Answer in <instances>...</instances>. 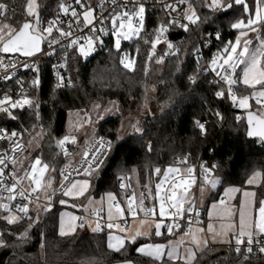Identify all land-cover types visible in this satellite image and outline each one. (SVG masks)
I'll return each mask as SVG.
<instances>
[{
	"label": "trees",
	"instance_id": "obj_1",
	"mask_svg": "<svg viewBox=\"0 0 264 264\" xmlns=\"http://www.w3.org/2000/svg\"><path fill=\"white\" fill-rule=\"evenodd\" d=\"M5 2L14 11L9 12L10 19L3 23L18 29L29 20L25 7L27 0ZM37 2L42 24L54 16L60 5V0ZM247 2L253 5V0ZM193 3L203 22L191 25L188 31L178 26L170 27L165 39L176 48L169 50L167 45L160 44L162 50L159 51L158 47L151 60V44L145 41L154 40L153 33L166 21L164 12L159 8L147 11L140 35L129 42H122L119 51L109 41L86 60L72 62L71 87L54 88L48 59H39L40 85L30 94L38 108L14 111L18 118L8 120V126L21 130L22 139L36 127L41 129L40 145L31 159L38 157L45 164L54 166L57 184L60 181L59 171L66 165L58 141L65 134L68 111L87 109L93 103L104 105L109 101L116 102L119 110L125 111L132 99L140 100L147 90L155 86V90H150L155 94L152 97L155 111L140 121L142 133L135 132L119 138L116 130L120 113L99 122L96 135L112 141L113 148L102 170L92 175L95 182L91 193L98 195L110 190L118 196L124 190L139 191L151 186L154 166L164 169L183 164L180 161L185 156L188 161L184 165H191L202 156L215 162L213 176L219 178L218 189L225 184L243 187L247 176L254 170H260L262 179L257 195L264 196V144L258 139L246 137L245 111L227 98L215 96L222 86L213 81L209 71H203L200 55L205 52L210 58L212 50L220 49L225 42L235 39L237 32L230 25L245 18L243 8L234 6L227 12H214L204 6V0H193ZM217 32L220 33L219 40L212 37ZM260 35L264 36V29ZM122 52L135 56L133 69L121 65ZM169 52L171 54L166 55ZM161 57L162 62H157ZM193 75L197 76L195 84L189 82V77ZM233 90L239 97L252 93V89L239 82ZM250 102L256 105L254 100ZM207 111L211 112V116H205ZM215 111L221 113L222 120L217 119ZM238 115L240 120L236 119ZM203 120H206L207 135H201L195 123ZM122 182L125 188L120 187ZM59 194L54 195L51 210L32 215L28 220L8 224L0 214V229L7 243V247H0V264H114L127 260L134 264H154L153 260L138 255L135 249L140 243L163 240L164 234L138 238L135 243L127 242L119 252L107 248L106 230L77 231L61 236L58 232L59 209L56 206ZM212 198L211 195L208 201ZM37 217L38 222L33 224ZM24 232L26 237L20 239V234ZM208 251L199 252L193 264H216L220 259H224L225 264H237L235 253L230 250Z\"/></svg>",
	"mask_w": 264,
	"mask_h": 264
},
{
	"label": "snow or ice",
	"instance_id": "obj_2",
	"mask_svg": "<svg viewBox=\"0 0 264 264\" xmlns=\"http://www.w3.org/2000/svg\"><path fill=\"white\" fill-rule=\"evenodd\" d=\"M131 3V8L128 4ZM162 5V10L166 13L167 19L162 22L159 27L155 30L153 35L154 40L145 41L151 44L152 52L149 54V59L155 55V49L157 45L161 42V37L169 31L172 26H178L184 31H188L190 25H197L202 21L201 16L197 14V9L194 7L193 0H175L174 3L168 4L164 0H159ZM76 4L82 9L81 12H77L75 8L70 9L69 7L60 5V10L67 15L71 11L72 17L74 19L68 24V31H65L63 27L60 26L59 17L52 19L47 22V26L42 27V21L40 19V5L37 0H27L26 2V15L31 19L22 23L19 28L13 27L11 24L3 23L4 20L10 19L9 12L14 11L10 9L9 4L5 0H0V53L3 54H21L24 57H34L36 53L41 52L42 43H47L51 48V51L46 53L47 55H55L56 49L52 47L60 43L61 38H69L73 36L72 27L73 25L83 24L89 29L91 33L100 32L104 35L108 34V29L103 27L106 22L111 24V33L115 37L114 47L117 51L121 48V40H131L133 37H138L141 31L144 29V20L146 13L148 11L146 0H98L95 7L85 3V0H76ZM105 5H111L110 8H105ZM181 6H184L181 8ZM204 6L210 8L214 12H227L231 10L234 6H242L245 19H241L230 26L233 29L239 30V36L235 41H228L222 50L214 54L213 58L208 62L209 66H205L203 71L214 72L220 80L227 84V89H221L215 93L217 98H230L233 105L247 110V120L249 125V130L247 135L249 137H259L264 141V36L259 33L264 29V0H253V5L250 6L247 0H204ZM99 9V13L97 11ZM176 13L174 16L173 14ZM182 21H187L182 22ZM100 25V27H97ZM256 33V40L258 44L252 47L253 40L248 38V33ZM58 33V36L53 34ZM46 34V35H45ZM216 39H220V33L215 34ZM243 38V39H242ZM98 37L89 35L85 38V43H80L79 38L71 39L70 42L64 47H71L74 50L78 45L79 54L83 57H88L92 51L95 50L94 44ZM102 44L103 41H100ZM167 48L172 50L176 46L168 42ZM178 51V49H177ZM171 54V52L166 53V55ZM163 57L157 62H162ZM121 64L125 68H132L134 61L125 63L124 58H121ZM243 65L242 74L239 81L235 78L236 69ZM17 62L9 61V63L4 62V57L0 56V69H3L5 75L0 76V80H10L12 76L8 74L10 68H15ZM24 69H33L38 72L39 69L34 64L23 63L20 65ZM14 75V73L12 74ZM59 81H64L63 76H59ZM189 82L195 84L197 82V76L193 75L189 77ZM242 83L246 87L252 89L250 96L239 97L235 94L233 88L237 83ZM21 86V99L13 100L11 95L5 94L3 98H0V113L6 114L11 119H17L18 117L14 114V110L23 109L25 106L32 108H38V104L34 100L29 99L22 87L23 82L17 81ZM72 81L69 79L68 84ZM40 85V79L37 75L35 79L31 81V87L36 88ZM65 86L63 83H57V88ZM250 100H254L258 106L255 111L252 110V104ZM99 108V105H96ZM214 115L218 120H222L223 117L219 111H215ZM100 119H103L101 116ZM237 120L241 117L237 116ZM201 135H207L208 129L205 123L200 121L195 122ZM132 128L137 133H142L143 129L137 125H132ZM18 132H11L10 134L7 130L0 129V140L7 139L11 141L12 152H18L21 150L22 146L13 140V137H17ZM69 138L65 136L63 139L58 141V144L63 146ZM72 143H75V138H72ZM113 148V143L110 140H105L100 138L98 141V146L95 147L94 151L91 153L85 152L84 162L88 164V168L84 169L88 176L97 174L102 170L103 165L106 163L109 152ZM149 150L151 146L149 145ZM8 154L7 152H0V191L8 193L7 199L13 201L19 196L20 198L26 199L25 191L19 188V179H15L16 173H9L8 177H5V169L7 168ZM188 157H182L180 163L186 164ZM15 163V160L12 161ZM41 160L37 158L32 164V173L36 172L37 166L41 165ZM215 165L209 168L206 164L202 163L200 165L201 172L203 175L204 184L215 187L219 183V179L213 176ZM49 169L48 164H43L39 168L41 175ZM90 169V171H89ZM55 169H53L54 171ZM154 173L160 175L162 170L160 168H155ZM194 172L193 167L187 169L186 174L177 175L180 173V169L177 167L169 166L166 170H163V179L160 183L155 185V196L154 198L158 200V212L155 205L152 207H145L144 200L147 196H152V190L148 189L147 196L145 193H141L139 202H136L135 193L131 197H127V207L121 208L120 204L116 202V197L114 194L109 193L107 199L111 201L109 212L107 215L106 223L102 226L99 220L96 221L95 226L92 227L93 232L103 231L106 227L109 230L118 229L120 232H124L125 229L116 223L111 212V208L115 207L116 211L120 213L121 217L124 212L127 211L131 215L135 216L138 212H143L145 219H141L140 224L143 226L147 223L148 217L159 218H169L171 223L164 224L163 219L160 222H153L155 228V236L159 237L162 235L161 228L166 227L168 234H174V231L179 228V220L184 219L185 213L188 215V222H192V215L195 213L198 215L197 210L192 204L187 207L184 206V201L188 197L189 186L194 183L192 178ZM32 173H26L30 178L33 179L34 187L32 191H37V188L41 186V178L32 176ZM79 174V173H77ZM63 180L65 183L62 184V188L67 189L63 192L64 196H83L90 187V181L85 180H72L70 174L66 170L61 171ZM6 179H11V184L5 182ZM21 179H23L21 177ZM253 181L250 179L248 181L251 184ZM165 184L167 187L165 188ZM51 186V181H47V187ZM121 188H125V185L121 183ZM147 188V186H145ZM229 191H236V189H229ZM163 193V194H161ZM245 196H255V193H244ZM0 199H3L0 196ZM48 207L44 210H51V195H48ZM59 203L65 204V200H60ZM223 204V200L220 202ZM0 208L7 211H11V205L8 203H0ZM18 212L23 213L27 216L29 208L28 203H22L15 205ZM249 208H255V214L248 211ZM225 218L229 221L235 215L230 209L224 208ZM99 215V212H96ZM16 216H5L4 219L8 224L18 223L19 219ZM79 221V224H77ZM38 222V217L34 223ZM85 221L83 218L65 213L61 219L60 225V235L69 236L75 233L77 227H85ZM32 225H30L31 227ZM225 228V235L231 234L232 239L227 241L230 245L234 243L232 251L235 253L237 264H250L251 256L255 252L264 255V200L259 201L258 207H256L254 201H248L247 203H242L238 212V224L229 222L226 225H222ZM65 229H68L67 231ZM199 231H203L200 229ZM208 231H213V226L209 224ZM191 232V229H189ZM187 234V233H186ZM149 233L142 232L140 230L136 231V234L131 237H123L119 235H114L109 231L108 235V247L119 252L125 248L126 240H130L132 243L136 242L137 237L147 236ZM26 236V233H25ZM22 236L20 239L25 238ZM193 240H196L195 234L193 233ZM181 240L178 244H172L170 241L167 244L155 243V244H143L135 249V251L142 255L149 257L154 261V264H193L197 259L196 253L188 250L187 255H182L179 251V244H182ZM207 245V241L204 242ZM0 247H7L6 241L3 239V233H0ZM126 264H133L132 261H127Z\"/></svg>",
	"mask_w": 264,
	"mask_h": 264
},
{
	"label": "rangeland",
	"instance_id": "obj_3",
	"mask_svg": "<svg viewBox=\"0 0 264 264\" xmlns=\"http://www.w3.org/2000/svg\"><path fill=\"white\" fill-rule=\"evenodd\" d=\"M65 1L66 0H60V4L64 3ZM85 3L93 6V0H85ZM29 19L31 18L29 17ZM250 33L251 32L249 31L248 36ZM238 36H239V31L235 37V40ZM136 38L137 37H133L132 39H136ZM131 40H121V44L122 42H129ZM113 43H115V38H114ZM160 44L167 45V40L166 39L161 40V42L157 45L156 49L159 47ZM257 44H258V41L256 40V42L252 45V47H255ZM113 47H114V44H113ZM114 49L116 48L114 47ZM158 50L161 51L162 49L159 47ZM121 58H124L125 63L134 61L133 67L127 68V69L131 70L135 67V56L134 55H130V54L128 55L125 52H122L120 56V61H121ZM121 65L123 66V64ZM243 67H244L243 65L239 67V70H240L238 74L239 78L242 74ZM153 89L155 90V86H153ZM150 90H147L144 96L140 100L132 99L129 108L125 111L119 110L118 104L114 101H109L104 105L99 104V103H93L87 109L83 108V109L69 110L66 116L65 134L59 138V140L63 139L65 136L69 138V140L63 146L60 145L64 163H66V165L74 163L75 161L78 160L79 155L81 153L80 149H75V151H72V153L68 152L67 146H68V143L72 141V138H75V142H79L86 136V133L87 134L89 133L91 129L93 130L94 134H96L97 126L99 122L107 117L114 116L118 113L121 114L120 123L116 130L119 138H123V137L134 134L135 131L132 128V125H137L138 127L141 128L140 121H142V119H144L146 115L152 112L154 113L155 111V105L153 104V100H152V97L155 94H154V91H150ZM250 94H244L243 96H250ZM96 105H99L100 107L97 108ZM257 107H258L257 105H254V106L252 105V109L254 111L257 109ZM240 110L247 111L241 108ZM261 111L264 112V109H262ZM101 116L103 117V119H100ZM42 134L43 133L41 129L39 127H36L32 132L28 133L27 136L22 139V143L24 145L25 150L21 156V160H20L21 164L20 165L18 164L17 166H15L17 179H20V172L22 168H25L27 166V163L28 164L30 163L31 156L39 148ZM42 163L44 164V162ZM167 168L168 167H166V169ZM53 169H55L54 166H49V169L46 175L41 180V186L36 191L38 198L44 202L48 200L49 191L57 188V186L59 185L56 183L57 182L56 181V169L54 171ZM215 178H218V177L215 176ZM29 179L30 177L25 179L26 187L25 186L24 187L27 190L31 189V185L29 184L30 183ZM85 179L90 181V187L88 188L87 192H85L83 196H79V197L75 195L72 197L64 196L63 192L66 191L67 189L63 188L58 198L56 199V206H58V209H59L58 210L59 211L58 212V232L59 233H60L61 219L65 213H68V214H71L77 217H79L80 213H83L85 216H87L91 211L104 207L105 208V219L107 220L109 208L112 203L111 201L107 199V195L109 193H112V194L114 193L110 190L104 191L98 195H94L93 193H91L92 187L95 182L94 176L87 177L85 175H81V176H77L73 178L72 180L82 181ZM250 179L253 181L251 184L248 183ZM261 179H262L261 171L254 170L247 176L245 180V185L243 187H240L238 185H233V184H225L222 186L221 189H218L219 183H217L215 187H212L207 184L206 185L202 184L199 188V200L198 201L200 205L206 206V217H207L206 219L207 220L204 225V229L201 227L195 226L191 228V232L184 231V232L175 234V238L172 239L174 240L173 244H178L181 240L183 241L182 244H179L180 253L182 255H187V251L191 250L195 252L197 256L199 252H205L206 250H209L208 252L212 250L216 251L217 249H219L220 246L229 244L227 241L231 240L232 236L231 234L229 235L224 234L225 228H223L222 225H226L229 222L238 224V212H239V209L242 203H247L248 201H254L256 207H258L259 201L264 200V196L257 195V190L261 184ZM49 180L51 181V186L47 187V181ZM151 181H152V176H151ZM151 181H150V184H151ZM229 189H236V191H229ZM245 192L255 193V196L254 197L245 196L244 195ZM210 195H212L213 198L210 199L207 203L205 200ZM60 200H65L66 203L61 204L59 203ZM221 200H223L224 202L223 204L220 203ZM224 208L230 209L235 214L232 217L231 221L225 218V212L223 211ZM248 211L255 214V208H249ZM111 212L114 217V220L117 219L118 221H120L122 217L120 213L116 211L115 207L111 208ZM5 216H13V215L1 214V219L5 220L4 219ZM83 220L86 222L85 227L83 228L77 227L76 231L82 232L86 230L88 232H92V227L95 226V222L91 219H88L87 217H84ZM151 220H153V222L154 221L158 222L156 218H153ZM77 224H79V221H77ZM209 224L213 226V231L211 232L208 231ZM122 225L125 226L124 224ZM200 229H203V231H199ZM65 230L67 231L68 229H65ZM107 230L112 231V232H120L118 229H115V228L112 230H109V229ZM193 233L195 234L196 240H198L199 243L194 242ZM22 236H25V232L20 234V237ZM205 241H207V245H205L204 243ZM216 264H225V261L224 259H220L216 262Z\"/></svg>",
	"mask_w": 264,
	"mask_h": 264
},
{
	"label": "built area",
	"instance_id": "obj_4",
	"mask_svg": "<svg viewBox=\"0 0 264 264\" xmlns=\"http://www.w3.org/2000/svg\"><path fill=\"white\" fill-rule=\"evenodd\" d=\"M118 2H121V0H118ZM146 2H147L148 10H150L151 8H159L162 10V5H161V3H159V0H146ZM164 2L168 3V4H172L175 2V0H164ZM97 3H98V0H93V7H95L97 5ZM62 4H64V6H66V7H69L70 9L75 8L77 12L82 11V9L76 4V0H67ZM60 5L58 6L54 16L49 18L48 20H46L44 22V24H42V27L47 26L48 21L59 17L60 26L63 27L65 31L69 30L68 24L70 21H72L74 19V17H72L71 11H69V13L67 15H65L60 10ZM131 6H132L131 3H129L128 7L131 8ZM110 7H111V5H105V8H110ZM183 7L184 6H181V8H183ZM97 11L99 13V9H97ZM164 15L167 19L165 12H164ZM173 15L175 16L176 13H174ZM182 22L186 23L187 21H182ZM97 27H100V25H97ZM103 27L108 29L107 35H104L103 33H100V32L91 33L89 31V29L87 27H85L82 23L79 25L74 24L72 27L73 36L69 37V38H61L59 44L52 46L56 49L55 55L49 56L46 54L49 51H51V48L49 47V45L47 43H42V51L40 53H37L34 57H24V56H21L18 54H1L0 53V56L4 57V62L6 64L9 63L10 60L17 62V66L15 68H10L8 70V74L12 76V79L0 80V98H3V96L5 94H8V95L12 96L13 100L21 99L22 98L20 95L21 86L17 83V81H22L23 82L22 87L25 90V93L28 96V98L31 99V97H30L31 91L33 89H35V88H32L30 86L31 81L33 79H35L37 75L39 76V71L37 72L35 70V68L24 69L20 65H22L23 63L34 64L39 69L38 62H39V59L41 57H45L49 61L50 75H51L53 87L57 88L58 82L63 83L65 85V86L60 87V88L71 87L73 84V78H72V74L70 71V64L77 59L86 60L90 55H92V54L100 51L101 49H103L107 42H109V41L114 42L115 37L111 33V27H112L111 24L109 22H106L103 25ZM165 34L161 37V40L165 39ZM53 35L58 36V33L54 32ZM89 35H93L94 37H98L99 39L96 40V42L94 44L95 50L92 51L91 54L86 58L79 54L78 45L76 46L75 50L71 47H64L65 45H67L70 42L71 39H76V38H79L80 43L86 44L85 38ZM212 37L215 38V34ZM100 41H103V43L101 44ZM227 42H225V44ZM224 45L220 49L218 48V49L212 50L210 58L207 55H205V52H201L200 55L202 56V66H204V67L209 66L210 67L208 62L213 58L214 54H216L218 51L223 49ZM200 49H202V47H200ZM209 72L213 75L212 76L213 81L215 83H219L222 86V89L226 90L227 84L224 81L220 80V78L217 77L214 72H211V71H209ZM13 73H14V75H12ZM238 73H239V68L236 69V74H235V78L237 80H238ZM58 74H59V76L64 77V81H62V82L59 81ZM3 75H5V72L3 69H0V76H3ZM69 79L72 81L71 84H68ZM60 88H57V89H60ZM226 98L231 101L230 98H228V97H226ZM27 108H30V107L25 106L23 109H16L14 111H22V110L27 109ZM205 116L206 117L211 116V112L207 111ZM8 120H12V119L10 117H8L6 114L0 113V129L7 130V132L9 134L13 131L18 132L19 135L17 137H13L12 139L15 140L16 143L21 145L22 148L20 151L13 153L11 150L13 147V145L11 144V141L7 140V139L0 140V152H7V154H8V159L6 161L7 168L5 169V177L6 178L8 177L9 173H12V172L16 173V170H15L16 163L21 158V156L25 150L24 145L22 143V136L23 135H22L21 130L8 126ZM200 122L206 124V120H203ZM101 137L104 138L105 140H107L103 136L94 134L93 130L91 129L89 131V133L86 134V136L80 142L68 143V146H67L68 152L71 153L75 149H80L82 152V155L80 156V158L76 162H74L72 164L65 165L60 169V171H59L60 183L57 186V188L52 189L48 193V195H51V205H53L54 195L57 193H61V191L63 189L62 184L65 183L63 180V176L61 175V171L66 170L67 173L70 174L71 179H73L77 176L85 175L86 172L84 171V169L88 168V164L84 162V160H85L84 153L85 152L91 153L92 151H94L95 147L98 146V141L100 140ZM13 159L15 160V163L12 162ZM177 162L178 161H176V163ZM202 163L206 164L209 168H211L213 165H215L214 161L208 160L207 158H203L202 156L199 157V159L197 160L196 163L191 164V165H189V164H187V165H184V164L173 165V166L180 169V173H177V175L186 174L187 169L189 167L194 168L192 178L194 179L195 182L189 186V193H188L187 199L184 201V206L187 207L189 204H192L198 212V215H196L195 213L191 214L192 215V222L191 223L188 222V215L189 214L185 213L184 219L179 220V228L176 229L175 232L185 230L191 226L200 225L202 222V219L204 217L205 211H204V208L198 202L197 196L190 194V192L192 191V189L194 187L197 188L201 183H203V175H202L201 168H200V165ZM155 168H160L162 170L160 175H156L154 173L153 170ZM163 170H165V168L162 169L160 166L153 167L152 171H151L152 181H151L150 188L145 187L143 189H140L139 195H138V202H139L141 193H145V195L147 196L148 189H151L153 195L147 196V198L144 200V206L145 207H152L153 205H155L157 208V212H158L159 205H158V200L154 198V196H155V185L157 183H160L161 179H163ZM89 171H90V169H89ZM77 173H79V174H77ZM15 179H17L16 176H15ZM5 182L7 184H11L12 180L6 179ZM122 183L125 185L124 182H122ZM18 187L22 188L25 191L26 199H23V198H20L19 196H17V198L15 200L9 201L7 199L8 193L4 192V191H0V196L3 197V199H0V203H8L11 205V211H7L3 208H0V214H11V215L16 216L17 218L23 217L22 219H19V220H28L31 218L32 215L36 216V215L42 213L44 211V209L46 207H48V204H49L48 200L45 202L41 201L34 192L28 191L21 183L18 185ZM166 187H167V184H165V188ZM161 194H163V193H161ZM116 202L119 203L117 198H116ZM22 203H28L29 211H28L27 216H25L21 212H18V210L15 208V205L22 204ZM96 212H99V215H96ZM138 213L144 217L143 212H138ZM87 216L93 218L95 221L99 220L101 222L102 226L106 223V220L104 218V209L102 207L97 209V210L91 211ZM128 216H131V214L127 213L126 216H123L121 218L120 221L122 224L127 223ZM79 217L84 219V217H86V216L83 213H80ZM148 218H156L158 221L163 219L164 224L171 223V220L169 218H159L158 215L156 217H148ZM162 229H163V231L168 232L166 227L162 226ZM0 233H2L1 229H0ZM233 247H234V243L232 245L227 244V245L220 246L219 249L222 251H229V250L232 251ZM250 264H264V255H261V254L254 251V253L251 256Z\"/></svg>",
	"mask_w": 264,
	"mask_h": 264
},
{
	"label": "crops",
	"instance_id": "obj_5",
	"mask_svg": "<svg viewBox=\"0 0 264 264\" xmlns=\"http://www.w3.org/2000/svg\"><path fill=\"white\" fill-rule=\"evenodd\" d=\"M242 19H245L246 20V17L245 18H242ZM241 20V19H240ZM239 21V20H238ZM236 30V29H235ZM238 31L239 30H236V32L238 33ZM260 34V33H259ZM256 33H250L249 34V36H248V38L249 39H252L253 40V44L256 42ZM233 41H235V39L233 40ZM252 44V45H253ZM239 72H240V70H239ZM239 74V73H238ZM238 78H239V76H238ZM238 81H239V79H238ZM87 134V133H86ZM80 142V141H79ZM73 151H75V150H73ZM81 151V150H80ZM72 153V152H71ZM82 155V152L80 153V155H79V158H80V156ZM38 157H35V158H33V159H31L30 160V163L28 164L27 163V166L25 167V168H22V170H21V172H20V183L23 185V186H25V184H26V178H29V176L28 175H26V173H32V168H31V166H32V164L35 162V160L37 159ZM78 158V159H79ZM21 158L17 161V163H16V166L19 164H21ZM42 162V161H41ZM76 162V161H75ZM45 164V163H44ZM43 166V163H41V165H38L37 166V170H36V172H34V173H32V176H34V177H38V178H41V180H42V178L46 175V173H47V171L48 170H46L42 175H41V173L39 172V168H41ZM169 167V166H168ZM172 167H175V166H172ZM166 169V168H165ZM21 177L23 178V179H21ZM29 184L31 185V189L30 190H28V191H30V192H34V191H32V189L34 188V187H37L35 184H34V182H33V179L32 178H30L29 179ZM206 185V184H204V182L203 183H201L197 188H193L192 189V191L190 192V194L191 195H195V196H197V200H199V188H200V186L201 185ZM26 187V186H25ZM147 187H150L149 185L147 186ZM38 189V188H37ZM140 191V190H139ZM139 191H135V190H130L129 192H127V191H122L118 196L116 195V198L118 199V201H119V203H120V207L121 208H125L126 209V207H127V197H131L132 196V194L133 193H135V199H136V202L138 203V195H139ZM36 195H37V192L35 191L34 192ZM211 196V195H210ZM210 196H208L207 198H206V202L208 203V198L210 197ZM199 202V201H198ZM203 208H204V211H205V213H204V217H203V219H202V222H201V224L200 225H196L197 227H201V228H203L204 229V225H205V223H206V206H203V205H201ZM103 209H104V218H105V208L104 207H102ZM127 211H125L124 212V215L123 216H126L127 215ZM122 216V217H123ZM88 219H91V220H93L95 223H96V221L93 219V218H91V217H88V216H86ZM141 219H145V217H143V216H141L139 213H137V215H135V216H133V215H131V216H128V219H127V223L126 224H124L125 226H123L122 225V223H120V221H118L117 219L115 220V222L116 223H119L120 224V226L122 227V228H125L126 230L124 231V232H112L114 235H119V236H123V237H131V236H133V235H135L136 234V231L137 230H140V231H142V232H147V233H149V235H147V236H139V237H137V239L138 238H149V237H151V236H154V237H157V236H155V228H154V223H153V220H151V219H153V218H147V223H145L143 226L140 224V221H141ZM106 220V219H105ZM121 220V219H120ZM156 222V221H155ZM158 222H160V221H158ZM192 227H195V226H191V227H189V228H187V229H185V230H181V231H178V232H175L174 231V234H172V235H170V234H168V232H165V231H163V229L161 228V232H162V235H163V237H164V239L163 240H161V241H148V242H144V243H140L137 247H139L140 245H143V244H150V243H152V244H155V243H164V244H167L169 241L173 244L174 243V240H172L173 238H175V234L176 233H180V232H184V231H189V229H191ZM104 230H106L107 231V233H106V244H107V248L109 249V250H112V251H115V250H113V249H111V248H109L108 247V235H109V231L106 229V227L104 228ZM86 231V230H85ZM77 232V231H76ZM93 232V231H92ZM161 235V236H162ZM160 237V236H159ZM127 242H131L130 240H126V243ZM125 243V244H126ZM136 247V248H137ZM136 252V251H135ZM137 253V252H136ZM138 254V253H137ZM138 255H140V254H138ZM140 256H142V255H140ZM142 257H145V258H147V259H150L149 257H146V256H142ZM151 260V259H150ZM127 261H131V260H127ZM127 261H123V262H118V263H114V264H126V262ZM134 264V263H133Z\"/></svg>",
	"mask_w": 264,
	"mask_h": 264
},
{
	"label": "water",
	"instance_id": "obj_6",
	"mask_svg": "<svg viewBox=\"0 0 264 264\" xmlns=\"http://www.w3.org/2000/svg\"><path fill=\"white\" fill-rule=\"evenodd\" d=\"M23 23H24V22H23ZM41 48H42V45H41ZM38 53H40V52H38ZM1 54H3V53H1ZM36 54H37V53H36ZM18 55H21V54H18ZM21 56H23V55H21ZM253 111H254V110H253ZM244 121H245V125H246V137H247L248 139H254V140L258 139L261 143L264 144V141H262L259 137H249V136L247 135V132H248V130H249V125H248V120H247V111L244 112ZM58 149H60L59 146H58ZM85 176H88V175L85 174Z\"/></svg>",
	"mask_w": 264,
	"mask_h": 264
}]
</instances>
